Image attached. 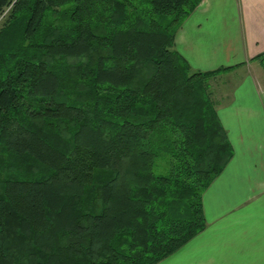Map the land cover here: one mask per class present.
Listing matches in <instances>:
<instances>
[{
  "label": "trees",
  "instance_id": "obj_1",
  "mask_svg": "<svg viewBox=\"0 0 264 264\" xmlns=\"http://www.w3.org/2000/svg\"><path fill=\"white\" fill-rule=\"evenodd\" d=\"M200 1L0 0V264H154L204 228L232 149L227 67L174 49Z\"/></svg>",
  "mask_w": 264,
  "mask_h": 264
},
{
  "label": "crops",
  "instance_id": "obj_2",
  "mask_svg": "<svg viewBox=\"0 0 264 264\" xmlns=\"http://www.w3.org/2000/svg\"><path fill=\"white\" fill-rule=\"evenodd\" d=\"M173 44L192 70L231 73L208 90L232 155L201 194L204 228L154 264H264V0H201Z\"/></svg>",
  "mask_w": 264,
  "mask_h": 264
},
{
  "label": "rangeland",
  "instance_id": "obj_3",
  "mask_svg": "<svg viewBox=\"0 0 264 264\" xmlns=\"http://www.w3.org/2000/svg\"><path fill=\"white\" fill-rule=\"evenodd\" d=\"M221 74V71H220V73L218 72V73H216L212 78L214 79H212V78H210L208 81L211 83V86L212 87H214L213 89L215 90V88H217V87H220L223 83H224V78L226 77V76H231L230 74L231 73H228L227 75H220ZM220 75V76H219ZM216 76V77H215ZM212 79V80H211ZM223 88V87H222ZM223 90V89H222Z\"/></svg>",
  "mask_w": 264,
  "mask_h": 264
}]
</instances>
